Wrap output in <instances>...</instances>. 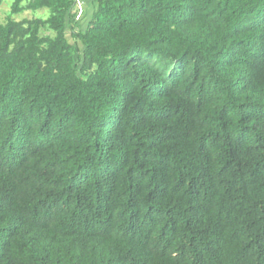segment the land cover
I'll use <instances>...</instances> for the list:
<instances>
[{"label":"trees","instance_id":"obj_1","mask_svg":"<svg viewBox=\"0 0 264 264\" xmlns=\"http://www.w3.org/2000/svg\"><path fill=\"white\" fill-rule=\"evenodd\" d=\"M80 1L0 17V264H264V0Z\"/></svg>","mask_w":264,"mask_h":264},{"label":"rangeland","instance_id":"obj_2","mask_svg":"<svg viewBox=\"0 0 264 264\" xmlns=\"http://www.w3.org/2000/svg\"><path fill=\"white\" fill-rule=\"evenodd\" d=\"M10 3H11V0H4L2 2L1 6H0V17H1V21H4L5 20V17L9 13V5H10ZM75 8H76L75 19L79 20L80 25H83V23L87 19V16H86V18L85 17H82L83 7H82V2L80 0H79V2H76ZM44 14H45V11L44 10H39L37 12H32V11L26 10V11H23L21 13L11 15V17L13 19H15V20H18V19H22V18H31L33 16H43Z\"/></svg>","mask_w":264,"mask_h":264},{"label":"built area","instance_id":"obj_3","mask_svg":"<svg viewBox=\"0 0 264 264\" xmlns=\"http://www.w3.org/2000/svg\"><path fill=\"white\" fill-rule=\"evenodd\" d=\"M76 2H79V0H76ZM79 8V7H78ZM76 11V8L74 9Z\"/></svg>","mask_w":264,"mask_h":264}]
</instances>
